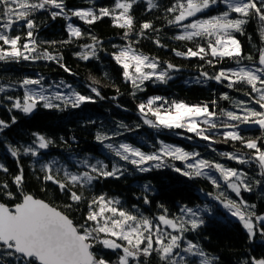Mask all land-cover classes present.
Masks as SVG:
<instances>
[{
  "label": "snow or ice",
  "instance_id": "6c2138e0",
  "mask_svg": "<svg viewBox=\"0 0 264 264\" xmlns=\"http://www.w3.org/2000/svg\"><path fill=\"white\" fill-rule=\"evenodd\" d=\"M83 3L86 6L68 7L67 0H0V63L46 61L76 75L64 63L63 53L56 46L88 39L91 43L79 45L81 51L74 55L89 61L99 60L100 53L105 52L119 66L129 95L136 99L139 93L147 91L148 84L166 85L173 79L172 74L181 70L179 65L162 61L140 47L142 41L150 40L159 49L168 48L162 42L167 29L173 33L167 36L168 40L184 45V50L171 49L175 56L197 58L212 68L226 58L234 65L212 74L200 65L197 83L214 80L242 93L245 99L221 93L219 99L232 106L229 110L220 108L216 99L189 104L150 95L136 104L142 123L130 127L118 121L114 129L95 133V141L111 156L109 162L91 154L78 158L64 137L59 139L68 148L71 167L57 157L45 159L48 150L58 145L41 132L31 133L32 140L27 144L0 140L17 164V173L11 175L5 164L0 163V172L11 176L10 181L0 179V264H152L153 260L156 264H219L220 257L206 251L200 243L206 216L213 211L207 203L194 207L179 204L175 213L165 204L157 203V211L149 215L146 212H151L153 205L149 198L150 184L142 186L143 194L132 204L119 196L96 191L100 181L119 180L132 171L171 169L189 180H206L213 191L203 192L204 198H211L216 207L238 221L250 241L258 234L264 237V214H258L256 204L242 195L258 191L264 200V0H112L110 5L100 0H83ZM143 3L146 12L162 11L156 17L163 21L161 27L154 20L137 21L134 9ZM43 13L52 20L60 17L66 21L67 40L38 39L37 16ZM105 17L123 30L122 42L111 44L110 52L95 34L86 33L72 23L77 18L91 27ZM250 24L255 25L259 43H253L247 31ZM244 36L251 45L249 52L244 51L238 38ZM49 47L54 50L49 51ZM104 77L109 74L105 72ZM45 79L43 75L15 81L0 79V104L10 102L9 112L31 115L38 107L63 112L106 99L102 94L104 85L93 76H89L91 82L87 87L94 95L82 94L64 80L46 85ZM112 86L117 95L110 99L115 101L122 93L114 82ZM17 88L23 90L22 96L8 94ZM16 123L17 117L12 116L11 124ZM11 124L0 119V133ZM144 125L158 133L167 130L183 135L189 141L199 138L213 152L214 144L231 142L234 150L218 155L248 170L206 159L200 151H189L163 140L152 144L153 150L149 152L133 143L115 141L125 132ZM252 129H257L259 135L245 134ZM71 141L76 143V137H71ZM236 143L240 148H235ZM24 156L33 158L30 167L41 184L40 191L47 192L48 186H53L64 197L63 204L52 203L27 189L25 170L20 163ZM190 234L195 237L189 238ZM240 264H264V256H248Z\"/></svg>",
  "mask_w": 264,
  "mask_h": 264
},
{
  "label": "trees",
  "instance_id": "16d2710c",
  "mask_svg": "<svg viewBox=\"0 0 264 264\" xmlns=\"http://www.w3.org/2000/svg\"><path fill=\"white\" fill-rule=\"evenodd\" d=\"M104 5H110L112 0H100ZM166 2V0H165ZM68 7H81L86 6L83 0H67ZM146 3L141 4L140 7L134 9V14L138 22L144 20H154L157 27L163 25L162 20H156L157 16H161L162 11L146 12ZM37 22L40 23L38 32V39L41 41H61L68 39L66 31V21L58 17L52 20L47 13L39 14ZM72 23L82 28L86 33L91 31L100 40L103 41V47L109 52L113 49L111 44L121 43L120 35L123 30H120L112 25L110 18L105 17L103 20L98 21L91 27L73 18ZM248 33L253 38V43H259L258 33L255 31V25L250 24L247 29ZM166 36L162 34V42L168 44V48L159 49L154 44L148 41H142L141 49L149 54L159 56L162 61H171L180 66V71L174 72L173 79L166 85L148 84L147 91L139 93L136 99L129 95V87L123 82L120 75V68L114 61L105 53H100V59H90L89 61L80 60L74 53L81 51L79 45L91 43L88 39H80L69 45H57L56 48L63 53L64 63L72 69L76 75H70L61 69L58 65L52 62L37 61V62H22L20 64H3L0 63V79L15 81L22 79L25 76L33 78L43 75L45 84L52 81L64 80L71 84L77 91L85 95H94L90 93L87 85L91 82L89 76H93L100 80L104 85L102 94L106 97L104 100H97L96 103H87L78 109L68 108L66 111L59 112L56 110H47L38 107L37 110L31 115H25L16 110L8 111L11 106L10 102L5 101L0 104V119L5 120L11 124V117H17V123L11 124V127L5 129L4 133H0V140L7 141L14 145L27 144L32 140L31 133L41 132L47 136L52 137L57 141V147L50 148L48 155L45 159L52 157L59 158L62 162H68L71 167V162L68 160V148L60 141L59 137H64L72 145L73 154L79 158L83 154H91L99 157L105 162H109L111 156L107 154V150L103 149L95 139L97 130L110 131L115 128V122L123 121L130 127H135L136 124L142 123L139 114L136 111V104L150 95L166 96L170 99L183 100L189 104H197L201 102H210L213 99L218 101L220 108L231 110L232 106L228 101L220 100L221 93L227 92L231 97L236 99H245L242 93L235 92L226 88L223 84L217 83L214 80H208L197 83L196 78L200 75V65L203 62L197 58L184 59L177 57L171 51L172 48L184 50L183 42L170 41L167 36L173 33L165 29ZM241 40L244 51H251V45L248 42L247 36L238 37ZM192 46V45H188ZM44 47H48L45 45ZM54 49L49 47V51ZM234 66L227 58L222 64L212 68L203 65V70L214 73L219 68ZM109 74L108 78L104 77V73ZM113 82L120 88L122 95L117 100H111L110 97L116 96L115 87L112 86ZM67 92L68 89H62ZM9 95L22 96L23 90L17 88L15 91L9 92ZM2 95V94H0ZM122 105V107H117ZM127 109V111H125ZM219 110V109H218ZM92 120L95 123H89ZM180 131V130H178ZM245 134L256 136L259 135L257 129H252ZM191 135V134H188ZM76 137V143H72L71 137ZM157 140H163L166 143H172L185 147L186 150L200 151L202 156L206 159H215L221 163H226L229 167H244L239 166L234 161H226L218 155L220 152L233 151L231 142H220L213 145L216 149L213 152L206 146L204 141L199 138H194L189 141L183 135H176L167 130L156 132L154 129L144 125L135 131L125 132L123 136L116 137L115 141H126L133 143L146 152L152 151V144ZM235 148H240V144L236 143ZM106 155L108 159H105ZM33 158L21 157L20 163L23 165L26 176V186L29 191L34 192L41 198H45L55 204H63L64 197L54 187L49 185L47 192H41V184L36 180L33 175L32 164ZM0 163L5 164L9 169L11 175L17 173V164L15 158L6 150V145L0 143ZM177 166H181L180 162H176ZM132 171V166H129ZM42 175V174H41ZM0 179H7L10 181L11 176L0 172ZM150 184L152 192L149 196L153 200L151 205V212L146 214H153L157 211L155 205L157 203L165 204L170 212L177 211V205L188 204L195 206L197 204H204L206 201L214 203L211 198H204L203 192H211L213 188L211 184L203 179L189 180L186 177L172 171L171 169L154 170L148 173H139L132 171L131 175L121 177L119 180L108 178L100 181L97 185L96 191L107 192L109 195L119 196L122 200L127 201L129 204L137 203L136 197L141 196L142 186ZM233 198H235L234 194ZM244 198L249 203L256 204L258 214H264V200L259 196L258 191L251 193H242ZM215 205V204H214ZM149 206H144L147 209ZM216 214L208 216L207 223L200 232V243L204 246L205 250L209 253L220 257L219 264H240V262L248 256H264V237L259 234L251 241L247 238V233L243 230L242 226L234 218L230 217L222 208L215 206ZM195 234H190L189 238H194ZM113 259L115 257H112ZM152 264H156L153 260Z\"/></svg>",
  "mask_w": 264,
  "mask_h": 264
},
{
  "label": "rangeland",
  "instance_id": "374dc122",
  "mask_svg": "<svg viewBox=\"0 0 264 264\" xmlns=\"http://www.w3.org/2000/svg\"><path fill=\"white\" fill-rule=\"evenodd\" d=\"M205 203H207L210 207H212V209H213V211H212V213L210 214V216H212V215H214V214H216V209H215V205H214V203H211V202H209V201H206ZM204 203V204H205ZM204 204H200L201 206H203ZM206 220H208V216H206Z\"/></svg>",
  "mask_w": 264,
  "mask_h": 264
}]
</instances>
